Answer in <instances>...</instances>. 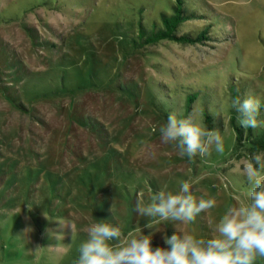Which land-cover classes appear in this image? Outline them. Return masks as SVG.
Instances as JSON below:
<instances>
[{
  "label": "rangeland",
  "instance_id": "374dc122",
  "mask_svg": "<svg viewBox=\"0 0 264 264\" xmlns=\"http://www.w3.org/2000/svg\"><path fill=\"white\" fill-rule=\"evenodd\" d=\"M173 1L0 0V264H76L92 222L119 225L128 238L140 228L153 248L168 247L163 237L174 232L212 238L246 200L244 170L264 149L236 150L222 90L210 130L223 152L181 156L159 129L169 114L183 118L182 82L203 71L264 92V0H200L228 41L135 47L138 22L159 19ZM201 95L213 110V94ZM202 100L184 118L208 128ZM182 181L217 206L191 224L146 228L141 194L146 204Z\"/></svg>",
  "mask_w": 264,
  "mask_h": 264
},
{
  "label": "clouds",
  "instance_id": "9594fccd",
  "mask_svg": "<svg viewBox=\"0 0 264 264\" xmlns=\"http://www.w3.org/2000/svg\"><path fill=\"white\" fill-rule=\"evenodd\" d=\"M231 107L241 113L239 123L243 128L264 126V120L259 119L260 98H237L232 100ZM159 131L162 143L173 144L181 156L204 157L213 149L224 150L219 131L209 130L191 118L169 114ZM244 174L251 185L247 198L227 209L212 238L174 232L163 237L168 247L153 248L151 234L144 235L140 228L128 238L119 225L92 222L86 229L87 239L79 246L76 264H257L264 259V153L250 157ZM142 197L143 194L136 210L151 218L145 225L148 229L161 222L191 224L201 212L217 206L215 198L197 200L190 181H182L176 192H156L146 204Z\"/></svg>",
  "mask_w": 264,
  "mask_h": 264
},
{
  "label": "trees",
  "instance_id": "16d2710c",
  "mask_svg": "<svg viewBox=\"0 0 264 264\" xmlns=\"http://www.w3.org/2000/svg\"><path fill=\"white\" fill-rule=\"evenodd\" d=\"M174 0L167 10L160 8L159 19L149 18L146 24L142 19L138 22L137 27V40H133L135 47H141L145 45H153L165 40L174 41L179 44L185 45H207L212 42L228 41V37L223 33H217L215 26L218 24L215 20L207 15L206 6L200 0ZM139 9H143L140 6ZM140 11V10H139ZM145 17V16H144ZM207 17V18H206ZM204 20L200 26L194 28L183 29L185 23L194 20ZM220 25V24H218ZM221 30V28H220ZM222 31V30H221ZM221 35V37H220ZM239 80L243 77H238ZM247 82L244 84L236 83L231 75L225 76L224 80L219 81L218 74L208 71H203L197 75L185 78L182 82V91H184V117L190 112L194 104L197 103L199 98L203 97V122L209 125L208 129L215 128L216 121L218 120L215 112L219 109L221 104L217 103L216 99L220 100L219 91H223L228 102V116L229 122L233 129L235 136V148L236 150H242L247 155H251L252 152L264 149V126L257 127L255 129H245L239 123L242 119L240 112L231 107V102L234 99H245L247 97H257L262 101V107L260 110V120H264V92L257 91L256 88L245 78ZM208 88L211 95L215 97V105L209 110L207 99L201 95L203 88ZM198 92V93H197ZM5 93V91H4ZM13 99V98H12ZM16 105V103H14ZM212 110V111H211Z\"/></svg>",
  "mask_w": 264,
  "mask_h": 264
}]
</instances>
